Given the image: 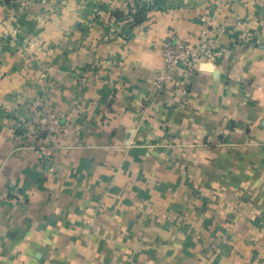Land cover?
<instances>
[{"label":"crops","instance_id":"crops-1","mask_svg":"<svg viewBox=\"0 0 264 264\" xmlns=\"http://www.w3.org/2000/svg\"><path fill=\"white\" fill-rule=\"evenodd\" d=\"M0 264H264V0H0Z\"/></svg>","mask_w":264,"mask_h":264},{"label":"built area","instance_id":"built-area-1","mask_svg":"<svg viewBox=\"0 0 264 264\" xmlns=\"http://www.w3.org/2000/svg\"><path fill=\"white\" fill-rule=\"evenodd\" d=\"M224 50H216L213 45L202 38L197 45L180 41L168 40L162 51L164 70L156 78V86L162 87L177 65H182L186 71L193 72L200 63H216L223 55ZM71 120L67 116H57L44 113L35 124L33 138L35 141H43L48 147L50 143H56L68 135L71 128Z\"/></svg>","mask_w":264,"mask_h":264},{"label":"water","instance_id":"water-1","mask_svg":"<svg viewBox=\"0 0 264 264\" xmlns=\"http://www.w3.org/2000/svg\"><path fill=\"white\" fill-rule=\"evenodd\" d=\"M205 68L211 70L212 69V66L209 65V64H205Z\"/></svg>","mask_w":264,"mask_h":264}]
</instances>
